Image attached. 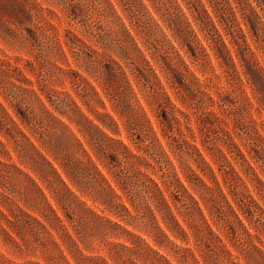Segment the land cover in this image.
Instances as JSON below:
<instances>
[{
    "label": "trees",
    "instance_id": "obj_1",
    "mask_svg": "<svg viewBox=\"0 0 264 264\" xmlns=\"http://www.w3.org/2000/svg\"><path fill=\"white\" fill-rule=\"evenodd\" d=\"M19 1L40 12L50 11L36 0ZM124 1L130 22L141 20L138 24L143 28L142 16L147 15L162 35L143 0ZM148 1L156 8L155 0ZM115 17L120 31H113L114 35L88 31L100 50L68 29L61 42L52 24L35 25L39 36L48 41L44 49L37 48L36 65L25 60L35 82L16 63L0 58V240L14 252L38 253L43 259V263L13 262L0 253V264H70L69 258L74 264H264V180L233 141L234 149L226 147L227 153L233 160L241 159L255 195L226 153L219 151L222 161L211 155L221 174L225 164L230 167L220 183L214 167L185 133L163 132L183 179L177 174L138 102L126 68L144 98L162 112L161 119L157 115L161 125L179 123L168 108L185 114L163 90L135 36ZM10 23L0 17L3 39L23 37L33 49L42 45L30 41L31 30L23 32ZM137 33L148 49L143 31ZM63 45L78 68L101 79L99 86L124 121L131 142L135 144L136 134L149 140L142 147L136 145L142 153L113 135L119 134L117 119L105 110L95 86L69 65ZM45 56L50 62H45ZM151 58L159 61L154 53ZM62 60L67 68L58 64ZM109 73L117 84L108 80ZM52 77L67 78L89 113L69 93L48 87L46 80ZM84 197L103 208L98 212ZM105 210L114 217L104 215ZM96 238L103 242L105 255L92 253Z\"/></svg>",
    "mask_w": 264,
    "mask_h": 264
},
{
    "label": "rangeland",
    "instance_id": "obj_2",
    "mask_svg": "<svg viewBox=\"0 0 264 264\" xmlns=\"http://www.w3.org/2000/svg\"><path fill=\"white\" fill-rule=\"evenodd\" d=\"M36 1L41 7L48 8L50 11L40 12L19 0H0V17L10 21L9 25L17 30L25 32V28H28L33 33L30 41L42 44L33 49L29 46L28 40L24 41L23 37L6 41L0 36V58L16 63L22 68L26 77L35 82V74L29 67L24 66L25 60L32 61L36 65L34 58L37 48L44 49L48 44L47 39L39 36L35 25L52 24L61 42L64 39V30L68 29L100 50L94 42L93 35H89L88 31L101 34L115 32L120 29L115 16L120 17L131 34L135 36L140 48L144 50L146 58L151 61L163 90L166 91L175 107L185 114H180L175 108H168L179 118V123L170 125L165 121V125H161L157 115L161 119L162 112L155 109L144 98L133 76L126 68L138 102L143 106L145 116L155 131L158 143L173 164L177 174L183 179L180 164L169 148V137L166 135L165 137L163 132L171 136H179V131L185 133L186 139L192 141L214 167L220 183H222V174H230V167L225 164L221 174L216 164L213 163L211 155L222 161L218 153L219 151L226 153L230 165L244 178L250 192L255 195L252 185L242 172L241 159L236 157L233 160L227 153L226 147L234 149L230 141L235 142L256 169L260 178L264 180V0H200V2L197 0H155L158 12L148 0H143L163 31L162 35L147 15L142 16L143 28L138 24L143 23L141 20L137 22L134 18L130 22L123 8L126 7L124 0V3L122 0ZM68 4L72 8H69ZM69 11H71L70 15ZM137 30L143 31L142 35L149 42L147 43L148 49L143 45V38ZM119 31L116 35H120ZM50 32L54 35V31ZM114 32L111 34L114 35ZM63 49L69 65L78 69L95 86L104 102L105 110L117 119L119 134L113 135L121 138L134 152L142 153L136 145L139 144L142 147L149 140H145L143 135L136 134L133 140L135 144L131 142L124 121L113 112L110 102L99 86L101 79L78 68L67 47L63 45ZM152 53L159 59L158 62L155 63L152 60ZM44 58H46L45 62L46 60L50 62L47 59L48 56ZM62 61L58 64L67 68L64 60ZM107 78L111 83L117 84L116 79L110 73ZM46 81L48 87L69 93L82 110L89 113L67 78L57 80L56 77H52L47 78ZM96 108L103 111L101 106ZM34 110L38 109L35 107ZM62 119L67 121L65 117ZM187 127L190 130H187ZM109 134L112 133L109 132ZM78 135L80 136L79 133ZM32 139H34L33 136ZM10 152L15 160V153L12 150ZM233 155L235 156V153ZM251 155L256 158V162L253 161ZM99 166L102 167L100 164ZM151 175L158 179V176ZM43 189L49 202L57 208L44 186ZM84 198L98 212L103 208L102 205L93 203L89 198ZM126 203L130 207L129 203ZM58 213L61 214L60 210ZM103 214L111 215L106 210ZM213 227L219 231L214 225ZM127 228L138 233L130 225ZM142 236L150 239L145 235ZM189 239L190 245H193L191 235ZM92 245L95 247L92 253L105 255L103 242L99 238H96ZM230 249L235 252L231 246ZM0 253L13 262L32 260L43 263L38 253L21 255L3 245L1 240ZM85 253L91 252L85 251ZM67 257L69 258L68 255ZM69 260L70 264H74L70 258ZM240 261L243 262L241 256Z\"/></svg>",
    "mask_w": 264,
    "mask_h": 264
}]
</instances>
